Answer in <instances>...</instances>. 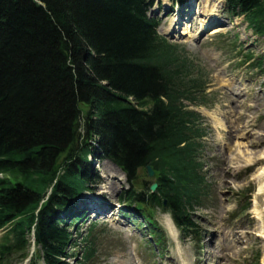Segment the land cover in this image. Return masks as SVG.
Listing matches in <instances>:
<instances>
[{
  "label": "trees",
  "instance_id": "1",
  "mask_svg": "<svg viewBox=\"0 0 264 264\" xmlns=\"http://www.w3.org/2000/svg\"><path fill=\"white\" fill-rule=\"evenodd\" d=\"M153 3L0 0V230L9 227L0 264L26 260L33 232L35 259L45 264H71L79 254L76 264L97 262L96 228L82 247L54 219L90 184L83 166L93 146L127 175L122 202L169 213L184 234L199 233L193 211L205 191L197 157L204 130L188 106L207 104V82L157 33ZM226 5L264 40V0ZM255 61L264 76V55ZM149 166L155 193L139 178Z\"/></svg>",
  "mask_w": 264,
  "mask_h": 264
},
{
  "label": "rangeland",
  "instance_id": "2",
  "mask_svg": "<svg viewBox=\"0 0 264 264\" xmlns=\"http://www.w3.org/2000/svg\"><path fill=\"white\" fill-rule=\"evenodd\" d=\"M176 1L156 0L149 11V15L160 23L159 33L166 37L179 28L180 18H175L176 11H169L176 9ZM205 2L196 0L194 7L200 14L185 21L180 34L182 38L167 37L169 43L180 45L182 54L193 61L191 73L196 77L203 76L210 95L209 106L197 109L204 117L207 132L200 159L210 188L208 198L194 214L205 230V248L199 251L196 243L183 239L169 215L158 211L155 218L164 232V252L159 254V248L155 251L153 246L148 250L143 244L141 231L136 233L129 223L126 226L112 224L110 235L102 240V264H251L258 252L260 264H264V241L259 233L262 218L255 212L264 209V199L258 191L260 185L255 179L264 163L245 162L248 156H259L264 152V78L258 70L251 68L253 61L242 62L249 54L255 58L262 56L264 40L255 36L242 18L227 21V26L210 31L219 34L197 37L194 35L199 29L197 17L200 18L201 33L211 27L203 24L208 18V13L203 11ZM222 10L219 17L228 18L224 8ZM219 12L213 16V24L218 21ZM259 137L262 140L258 141ZM239 144L243 147L238 148ZM94 169L99 179L92 184L89 194L114 206L113 212L119 213L121 206H117V201L128 187L126 179L108 161H99ZM139 178L154 182L153 178L145 177L143 171ZM248 205L249 209L240 214ZM121 221L125 224L124 220ZM36 262L44 264L39 259ZM11 264L29 262L14 259Z\"/></svg>",
  "mask_w": 264,
  "mask_h": 264
},
{
  "label": "bare ground",
  "instance_id": "3",
  "mask_svg": "<svg viewBox=\"0 0 264 264\" xmlns=\"http://www.w3.org/2000/svg\"><path fill=\"white\" fill-rule=\"evenodd\" d=\"M205 3H206V5H205L203 11L205 13H208V18H205V20L203 21V24L205 26H209V25H212L214 23L213 22V19H214L213 16L220 10L222 4L224 3V0H206ZM210 16H212V18ZM215 32L216 31L213 30L211 33L213 34ZM257 140L260 141L262 139L260 138V139H257ZM258 141H256L255 143H259ZM251 143H254V142H251ZM242 145L243 144H239L238 148H240ZM252 145H254V144H252ZM260 161H262L264 163V152H261L259 154V156H252V157L248 156L245 159V162L249 163V164H257V163H260ZM112 166L114 167V165H112ZM114 168L116 169V167H114ZM255 179L259 182V185H260L259 190H258L259 191V195L264 199V165L257 171ZM263 205H264V200H263ZM255 212H257V215L262 218V223H261V226H260L259 233H260V238L264 241V209L261 212H258L257 210ZM263 263H264V261H263Z\"/></svg>",
  "mask_w": 264,
  "mask_h": 264
},
{
  "label": "water",
  "instance_id": "4",
  "mask_svg": "<svg viewBox=\"0 0 264 264\" xmlns=\"http://www.w3.org/2000/svg\"><path fill=\"white\" fill-rule=\"evenodd\" d=\"M148 171H149V176H150V177L154 176V172H153V170H152L151 167L148 168ZM156 188H157V186H156V185H153V186H152V191H155Z\"/></svg>",
  "mask_w": 264,
  "mask_h": 264
}]
</instances>
